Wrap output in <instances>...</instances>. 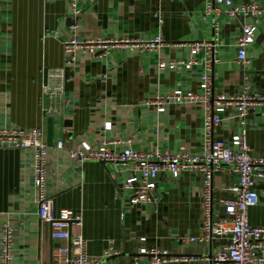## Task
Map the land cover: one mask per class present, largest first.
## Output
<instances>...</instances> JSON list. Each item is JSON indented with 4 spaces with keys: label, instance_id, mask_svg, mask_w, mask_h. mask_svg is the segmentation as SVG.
I'll use <instances>...</instances> for the list:
<instances>
[{
    "label": "crops",
    "instance_id": "obj_1",
    "mask_svg": "<svg viewBox=\"0 0 264 264\" xmlns=\"http://www.w3.org/2000/svg\"><path fill=\"white\" fill-rule=\"evenodd\" d=\"M206 0H78L82 9L77 27L68 16L69 0H0V127H38L49 146L46 162L47 194L55 208L80 211L82 227L71 225L87 241V253L103 257L100 264H133L142 247L167 249L176 256H194L162 264H209V256L227 241L200 235L203 216V177L184 171L172 178L160 175L155 203H127L122 182L128 173L121 165L105 167L96 161L80 163L68 157L69 147L82 141L97 145L103 138H123L141 150L198 153L202 142V105L166 107L159 113L147 101L175 88L198 91L201 63L185 69H158L160 60L188 59L189 44L209 40L217 25L218 45L211 63L214 93L238 94L244 83L264 93V0L258 5L254 42L247 47V63H240L236 40L248 17H230L225 7L204 15ZM57 30V35L53 31ZM163 37L156 50L113 47L106 54L79 51L71 80L60 95L42 92L43 69L60 67L65 60L62 39ZM182 44V45H180ZM199 61L203 54L196 57ZM110 122L106 130L104 123ZM242 127L231 111L212 127L214 139L229 140ZM245 138L252 156L264 157V107L249 112ZM63 142V149L56 147ZM29 150L0 148V241L4 224L12 226L10 264H50L56 246L50 225L37 216ZM235 177L227 169L214 173L212 203L220 214V198L231 197L226 187ZM259 202L248 209L249 223L264 226V182L256 185ZM144 237V240L140 238ZM104 253H107L104 256ZM1 264V262H0Z\"/></svg>",
    "mask_w": 264,
    "mask_h": 264
},
{
    "label": "built area",
    "instance_id": "obj_2",
    "mask_svg": "<svg viewBox=\"0 0 264 264\" xmlns=\"http://www.w3.org/2000/svg\"><path fill=\"white\" fill-rule=\"evenodd\" d=\"M224 6L225 13L230 17H248L250 22L243 24L236 40V54L240 63H247V47L256 36L258 5L250 1L247 4H236L233 0H206L204 15H213L218 7ZM82 9L78 0H69L68 16L72 19L71 27H77ZM214 35L209 40L194 41L189 44L188 59L158 62V69H175L191 67L201 63L203 70L199 74L198 91L175 88L165 93H156L147 101L155 105L157 112L163 113L170 104L201 103L202 105V142L198 153H190L181 148L172 153L159 149L141 150L130 146L123 138H103L97 145L92 146L82 141L76 148L69 147L67 154L72 160L84 163L96 161L109 167L121 165L128 173L122 182V189L128 192L127 203H155L158 192L160 175L168 172L172 178L178 177L184 171H195L203 177L202 208L203 216L200 223V235L191 236L188 241L209 240L213 236L225 237L226 243L209 256V264H264V226H255L249 223L247 211L259 202V193L256 185L264 182V157L252 156L245 138V119L249 112L264 107V93L252 90L244 83L241 91L235 95L214 93L211 63L214 60V51L218 45L217 25L213 26ZM58 31L54 30L53 35ZM65 60L60 67L43 69L44 83L42 92L51 98L60 95L66 83L71 80L72 70L77 61V54L81 52L106 54L113 47H136L139 49L156 50L163 43V37L156 34L149 39H120L84 38L75 35L62 39ZM182 45V44H180ZM203 54L199 61L196 57ZM71 72V74H70ZM231 111L242 129L233 134L229 140L214 139L212 127L220 124L222 114ZM109 130L111 123H104ZM56 147L63 149L62 141ZM0 148L29 150L32 155L31 174L36 190L37 216L39 220L50 225L53 239L65 240L67 245L56 246L51 254L50 264H100L103 257H94L87 253V241L80 232L71 233L70 226L82 227V214L69 208L56 209L54 199L47 194L46 162L49 146L42 138L38 127H0ZM227 169L235 177L226 190L231 197L220 198V214L215 213L212 203L211 181L214 173ZM142 237L140 240H144ZM12 226L4 224L1 228L0 262L10 264L12 259ZM107 253H104V256ZM139 255H147L142 261L138 258L133 264H162L172 261L191 262L194 256H176L167 249L142 247Z\"/></svg>",
    "mask_w": 264,
    "mask_h": 264
}]
</instances>
